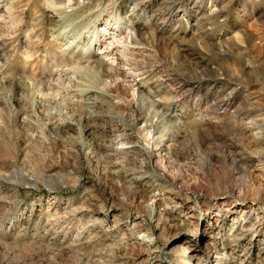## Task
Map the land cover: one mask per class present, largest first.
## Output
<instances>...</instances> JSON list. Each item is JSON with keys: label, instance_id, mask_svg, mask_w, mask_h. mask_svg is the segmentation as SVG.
Wrapping results in <instances>:
<instances>
[{"label": "rangeland", "instance_id": "rangeland-1", "mask_svg": "<svg viewBox=\"0 0 264 264\" xmlns=\"http://www.w3.org/2000/svg\"><path fill=\"white\" fill-rule=\"evenodd\" d=\"M0 264H264V0H0Z\"/></svg>", "mask_w": 264, "mask_h": 264}, {"label": "bare ground", "instance_id": "bare-ground-1", "mask_svg": "<svg viewBox=\"0 0 264 264\" xmlns=\"http://www.w3.org/2000/svg\"><path fill=\"white\" fill-rule=\"evenodd\" d=\"M57 14L56 13H53V16H56ZM98 53V52H97ZM98 58V57H97ZM101 61V60H100ZM232 232L231 233H235L237 231V227L236 225H232L231 226V229H230Z\"/></svg>", "mask_w": 264, "mask_h": 264}]
</instances>
